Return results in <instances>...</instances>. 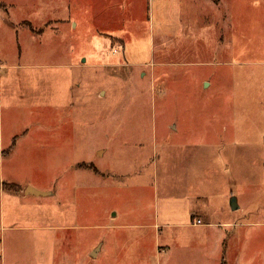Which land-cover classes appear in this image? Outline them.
Listing matches in <instances>:
<instances>
[{
  "label": "rangeland",
  "instance_id": "1",
  "mask_svg": "<svg viewBox=\"0 0 264 264\" xmlns=\"http://www.w3.org/2000/svg\"><path fill=\"white\" fill-rule=\"evenodd\" d=\"M66 1L0 0V264H264V0Z\"/></svg>",
  "mask_w": 264,
  "mask_h": 264
},
{
  "label": "crops",
  "instance_id": "2",
  "mask_svg": "<svg viewBox=\"0 0 264 264\" xmlns=\"http://www.w3.org/2000/svg\"><path fill=\"white\" fill-rule=\"evenodd\" d=\"M49 2H59V1H61V0H48ZM62 2L63 3H66V5H67V8H69V1L67 2L66 0H62ZM1 5V4H0ZM7 14V16H8V18H9V13L7 12L6 13ZM8 18H6V17H3V23H4V26H5V30L7 31V32H11L10 31V29L12 28V25L9 23V21H8ZM24 23V22H23ZM23 23H21V24H17V27H19V29H21L20 28V26L23 24ZM27 23H29V24H31L32 26H33V28H35V29H43V28H39L38 26H36L35 24H33L32 22H27ZM48 24H51V23H47L46 24V26L48 25ZM14 26V25H13ZM10 34V33H9ZM30 36H31V38H33V42L35 41V37H34V35L29 31V33H28ZM22 36H24L25 38H30V37H28V35L26 34V33H24V31L22 32ZM18 37V36H17ZM18 52H17V57L19 56V59L17 60V72H21V71H27V70H25V69H27L29 66H22L21 64H19L20 63V61H21V56L23 57V55L25 54V52L24 51H22V47L21 46H19L18 45ZM7 69H10V71L11 70H16L15 68H12V67H6ZM1 69H2V67H1V65H0V72H1ZM24 69V70H23ZM9 76V75H8ZM7 77V76H6ZM5 77V79L1 76V74H0V107H1V105H2V100H3V84H2V81H3V79H4V81L6 80V82H7V80L10 78V77H8V78H6ZM22 79V78H21ZM25 80L26 81H31V77H25ZM19 81V78L17 77V82ZM48 82V81H47ZM51 90L52 89H50V92H51ZM46 115H47V113H46ZM48 116V115H47ZM46 116V117H47ZM25 131H28V130H23V131H21V135H20V131L18 132V135L16 136V137H11V139H13V141H16V140H19V138H23L24 136H22V135H25ZM22 133H24V134H22ZM27 133V132H26ZM2 140H3V138H2V131H0V143L2 142ZM14 146H12V148H13ZM80 165V164H79ZM78 168V167H77ZM79 169V168H78ZM98 175V174H97ZM99 176H101L100 175V173H99ZM1 184H8V183H1ZM8 185H13V184H8ZM14 186H16V185H14ZM17 187H19V186H17ZM19 188H21L22 190H23V192L21 193V194H16V195H14V198H10V199H15V198H17V206H21V204H20V201L22 200V201H24V202H26L29 206H31V205H35V202L37 201V200H40V199H44V198H35V197H28L25 193L28 191V190H33V191H35V192H38V193H43V194H49L50 195V197H47V198H55L56 197V193L55 192H42V191H40V190H38L37 188H35V186L33 185V184H29L28 186H26V187H19ZM1 192H3V193H1V195L4 197L5 195H6V192H4L3 190H1ZM78 193H79V191H78ZM82 193V192H81ZM7 194H10V193H7ZM9 198H8V200H10ZM34 199H36V201H34ZM183 200H184V198H181V200H180V202H183ZM185 200H188V197H185ZM113 216H117V215H115V214H113ZM188 217H189V219H190V223L191 224H187V225H185V226H181V227H186V228H189V229H191V228H193V229H197V230H199L200 232H203L202 234H203V237H202V242H201V244H202V246H201V248H206V245H207V243H208V240H209V237H210V233H209V231L208 230H211V228L213 227V228H217V229H219L221 226H225V227H228L227 225H216V224H211V223H209V224H204L203 223V220H206L205 219V217H203V220L200 218V217H198V214H193V213H190V214H188ZM196 222H199L200 223V226H194V224L196 223ZM201 228H204V229H201ZM201 230H204V231H201ZM207 230V231H206ZM225 253V252H224ZM224 253H223V255H224Z\"/></svg>",
  "mask_w": 264,
  "mask_h": 264
},
{
  "label": "water",
  "instance_id": "3",
  "mask_svg": "<svg viewBox=\"0 0 264 264\" xmlns=\"http://www.w3.org/2000/svg\"><path fill=\"white\" fill-rule=\"evenodd\" d=\"M205 87H206V85H205ZM25 194L28 197H35V198H47V197H50L49 194L38 193V192H35L33 190H28ZM231 211L232 212L238 211L237 201L235 199H232V201H231Z\"/></svg>",
  "mask_w": 264,
  "mask_h": 264
},
{
  "label": "trees",
  "instance_id": "4",
  "mask_svg": "<svg viewBox=\"0 0 264 264\" xmlns=\"http://www.w3.org/2000/svg\"><path fill=\"white\" fill-rule=\"evenodd\" d=\"M0 189H2L4 192L12 193V194H19L20 192H22L21 189L17 186L1 184V183H0ZM221 264H226L224 259H222Z\"/></svg>",
  "mask_w": 264,
  "mask_h": 264
},
{
  "label": "built area",
  "instance_id": "5",
  "mask_svg": "<svg viewBox=\"0 0 264 264\" xmlns=\"http://www.w3.org/2000/svg\"><path fill=\"white\" fill-rule=\"evenodd\" d=\"M194 226H200V223H199V222H196V223L194 224Z\"/></svg>",
  "mask_w": 264,
  "mask_h": 264
}]
</instances>
